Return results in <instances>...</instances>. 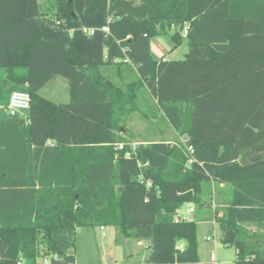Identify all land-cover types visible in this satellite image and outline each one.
<instances>
[{"label": "trees", "instance_id": "1", "mask_svg": "<svg viewBox=\"0 0 264 264\" xmlns=\"http://www.w3.org/2000/svg\"><path fill=\"white\" fill-rule=\"evenodd\" d=\"M52 1L0 0V264H73L80 226L147 240L148 264H199L186 203L213 206L235 264H264V0H89L109 30L91 34L74 0ZM41 18L67 32L43 38ZM172 28L185 57L154 60ZM58 75L67 102L39 93ZM15 90L28 122L5 112ZM144 90L183 142L131 146L121 116Z\"/></svg>", "mask_w": 264, "mask_h": 264}, {"label": "rangeland", "instance_id": "2", "mask_svg": "<svg viewBox=\"0 0 264 264\" xmlns=\"http://www.w3.org/2000/svg\"><path fill=\"white\" fill-rule=\"evenodd\" d=\"M89 0H74L75 12L79 21L86 32L94 28H101L106 24L100 12L93 15L86 13V4ZM40 8L43 12L52 14L55 11L52 0H39ZM39 26L43 38H54L58 34L66 33L67 30L50 27L44 19H40ZM177 31L181 36V43L175 45V41L170 37V33ZM170 33L151 36L150 55L154 60L183 59L188 51V41L185 38V32L179 28H172ZM67 81L60 75L53 77L43 86L39 93L55 102L66 101ZM136 109L128 115H122V126L125 128V135L130 141L131 146L139 142L147 144L152 141H177L183 142L184 137L178 133L168 123L167 119L158 110L156 100L144 90L137 92ZM206 215L202 217V211ZM186 208H183L184 212ZM200 213V214H199ZM194 214L192 215V218ZM202 217V221L200 218ZM208 218V219H207ZM197 225L196 241L198 243L199 259L202 264H212L209 262V254L214 250L216 255V264H235V248L231 245L225 246L220 241L221 231L215 222L213 208L211 206H198L193 218ZM253 229V227H249ZM209 236L210 240H206ZM147 240H134L126 238L119 234L113 226H80L77 229L74 249L72 253L75 256V264H148L146 255L148 253ZM37 264H43L41 259ZM201 264V263H199Z\"/></svg>", "mask_w": 264, "mask_h": 264}, {"label": "built area", "instance_id": "3", "mask_svg": "<svg viewBox=\"0 0 264 264\" xmlns=\"http://www.w3.org/2000/svg\"><path fill=\"white\" fill-rule=\"evenodd\" d=\"M102 30H104L105 32H108V26L105 24L101 27ZM93 30L87 32V33H92ZM9 103L8 105L5 107V112L9 115V116H18L20 118H24L26 122H28L29 119H27V110L29 108V95L26 91H12L9 99H8ZM184 152L188 157V161L187 164H189L192 160H194V149L193 146L191 144H186L184 145ZM186 208V210L183 212L182 209ZM195 210V207L193 206L192 203H186L184 205H182L180 208H178L174 214L175 219L177 220H190L192 218L193 212ZM101 228V227H100ZM207 240H210L209 237H207ZM59 257L57 256V254H52V256H44V258L41 259L43 264H52V260L57 261L58 263L56 264H61L59 263ZM212 262V264H216V257L214 252L210 253V257H209V262ZM17 264H20V262H17ZM75 264V263H73Z\"/></svg>", "mask_w": 264, "mask_h": 264}, {"label": "crops", "instance_id": "4", "mask_svg": "<svg viewBox=\"0 0 264 264\" xmlns=\"http://www.w3.org/2000/svg\"><path fill=\"white\" fill-rule=\"evenodd\" d=\"M102 26H103V25H102ZM42 36H43V35H42ZM67 85H68V84H67ZM49 100H50V99H49ZM67 101H68V90H67V98H66V101H59V102H67ZM212 208H213V206H212ZM196 211H197V210L195 209L194 212H193V214H194V217H193V218H195V212H196ZM201 211H202V212H201ZM205 211H206V214L209 215L207 209H206V210H205V209H204V210L202 209V210L199 211V212L202 213V217H203L204 215H206V214L204 213ZM199 214H200V213H199ZM202 217L200 218L201 221H202ZM207 219H208V218H207ZM101 228H102V227H101ZM207 237H209V236H206V238H205L206 240H207ZM211 252H214V250H211L210 253H211ZM214 254H215V252H214ZM209 257H210V254H209ZM215 257H216V255H215ZM74 260H75V256H74ZM198 262L201 263V264L203 263V262H201L200 259H199V253H198ZM204 264H205V263H204Z\"/></svg>", "mask_w": 264, "mask_h": 264}]
</instances>
